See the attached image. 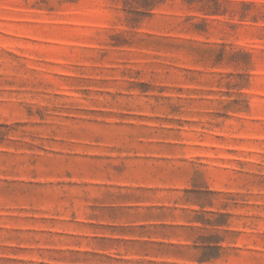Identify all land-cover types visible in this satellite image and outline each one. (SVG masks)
Returning <instances> with one entry per match:
<instances>
[{
	"label": "rangeland",
	"instance_id": "rangeland-1",
	"mask_svg": "<svg viewBox=\"0 0 264 264\" xmlns=\"http://www.w3.org/2000/svg\"><path fill=\"white\" fill-rule=\"evenodd\" d=\"M0 264H264V0H0Z\"/></svg>",
	"mask_w": 264,
	"mask_h": 264
}]
</instances>
